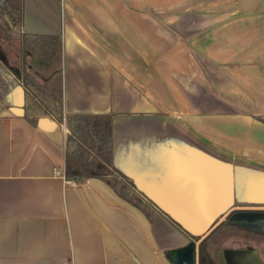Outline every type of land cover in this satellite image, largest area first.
Instances as JSON below:
<instances>
[{
	"label": "crops",
	"instance_id": "0c3cea01",
	"mask_svg": "<svg viewBox=\"0 0 264 264\" xmlns=\"http://www.w3.org/2000/svg\"><path fill=\"white\" fill-rule=\"evenodd\" d=\"M23 1L13 38H60L26 69L61 85L64 117L14 114L24 89L0 62V264H175L189 237L170 217L198 234L264 208V0ZM69 114L112 115L123 192L151 209L66 176ZM242 238L223 264H264V239Z\"/></svg>",
	"mask_w": 264,
	"mask_h": 264
},
{
	"label": "trees",
	"instance_id": "16d2710c",
	"mask_svg": "<svg viewBox=\"0 0 264 264\" xmlns=\"http://www.w3.org/2000/svg\"><path fill=\"white\" fill-rule=\"evenodd\" d=\"M23 4V0H4L0 4V62L9 72L16 73L17 80L23 86L24 117L30 123L36 125L42 116H49L58 122H62L64 114L61 85L52 87L26 69L27 54L42 62L53 61L60 52L61 41L59 36L23 32L17 38L19 53H17V61L15 60L14 64L6 52L7 43L13 38L14 28L23 21ZM1 85L3 83L0 79ZM4 92L5 89L0 87V100L3 98ZM66 120L68 127L66 176L73 179L101 178L122 196L143 207L145 211L151 209L123 192L125 186L133 188L134 184L115 166L113 161L112 115L69 114L66 116ZM245 212L264 214V208H233L224 220L201 240L199 245L200 264H222L219 248L221 242L228 237L225 228L246 230L264 236V221L262 219L259 217L249 218L248 216L246 218L241 216L242 219H239L240 217L235 216ZM170 219L189 239L201 237V235H194L188 231L172 217Z\"/></svg>",
	"mask_w": 264,
	"mask_h": 264
},
{
	"label": "water",
	"instance_id": "95a60500",
	"mask_svg": "<svg viewBox=\"0 0 264 264\" xmlns=\"http://www.w3.org/2000/svg\"><path fill=\"white\" fill-rule=\"evenodd\" d=\"M10 110L16 115H24L25 113V108L21 106H11ZM229 212L223 213L213 225L211 224L207 230L202 232L199 239H189L184 244L172 248L169 254L175 264H200L199 245L201 240L219 225ZM187 230L193 233L190 229L187 228Z\"/></svg>",
	"mask_w": 264,
	"mask_h": 264
},
{
	"label": "rangeland",
	"instance_id": "374dc122",
	"mask_svg": "<svg viewBox=\"0 0 264 264\" xmlns=\"http://www.w3.org/2000/svg\"><path fill=\"white\" fill-rule=\"evenodd\" d=\"M10 52H9V54H10V59L12 60V61H14L15 62V60L17 61V53H19V42H18V39H16V38H12V39H10ZM50 65H54V64H50ZM50 65L48 66V68L50 67ZM30 67L31 68H35V67H33L32 65H30ZM41 71L43 72V73H45L46 71L44 70V69H41ZM42 73V74H43ZM60 78V77H59ZM58 78V81L60 82V79ZM44 80V79H43ZM130 197H132L133 199H135V198H137L138 199V197L137 196H135V195H130ZM241 214H236L235 216H237V217H239ZM242 216H244V217H249V218H256V217H259L260 219H262V221H264V214L263 213H261V214H251L250 212H245V213H242ZM215 222V221H214ZM213 222V223H214ZM213 223H212V225H213ZM183 226V225H182ZM186 228V227H185ZM187 229V228H186ZM225 230H226V234H228L227 236V239L229 240L230 238H233V237H236V239H243L242 237H246V238H248V239H264V236H259V235H257L256 233H252V232H250V231H244V230H237V229H234V228H230V227H228V228H225ZM181 232H183V231H181ZM194 233V235H201L202 233L199 231V233L197 234L196 232H193ZM227 239H224L222 242H221V245H220V248H219V254H220V258H221V261H222V264H223V260H222V256H221V248H222V245L225 243V241L227 240ZM229 243V242H228ZM237 244H244V241L243 240H239V241H237ZM264 249V245L262 246V250Z\"/></svg>",
	"mask_w": 264,
	"mask_h": 264
}]
</instances>
